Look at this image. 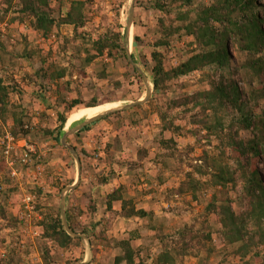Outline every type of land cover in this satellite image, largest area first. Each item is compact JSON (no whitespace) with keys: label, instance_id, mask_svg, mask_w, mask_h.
I'll return each mask as SVG.
<instances>
[{"label":"trees","instance_id":"trees-1","mask_svg":"<svg viewBox=\"0 0 264 264\" xmlns=\"http://www.w3.org/2000/svg\"><path fill=\"white\" fill-rule=\"evenodd\" d=\"M197 1L198 6L195 5ZM204 1L135 2L136 7L158 13L152 20L154 26L152 23L145 25L146 37L135 36L134 43L152 49L148 59L139 55L149 69L153 91L161 98L129 111L110 113L101 120L116 124L118 132L125 131L130 137L128 130L145 121L146 116L140 111L144 107L154 109L160 129L157 152L134 145L136 161L127 165L128 172L133 175L143 163H154L157 169L150 172L146 184L149 189L145 192L153 196L149 207L137 208L135 197L139 192L129 196L127 190L119 186L102 199L103 209L97 206L98 197L90 198L85 213L81 209L82 200L68 194L70 206L66 208V222L74 233L89 237L94 257L98 252L96 245H99L119 251L120 254L111 259L113 264H183L185 257L196 258L197 264H211V256L220 249L221 259L217 264H264V0ZM2 3L0 21L10 12L17 16L9 23L20 25L28 20L33 34H40L47 40L48 49L44 51L38 46L37 50L30 51L26 47L23 54H18L15 49L19 42L9 51L0 41V66L6 65L8 71L13 69L12 76H0V135L7 129L16 140L33 145L38 155L46 151L48 143L59 144L64 126L65 131L68 129V115L73 110L119 101L118 98L112 101L108 96L102 98L103 94L98 91L104 86L110 85L114 91H119L130 87L134 79L141 85L140 75L126 59L120 33V8L114 14L113 27L92 38L91 33L81 32L91 20L87 10L90 0H70L65 13L63 0H1ZM15 4L21 8L12 12ZM62 26H72V36H62ZM21 58L30 60L32 65L38 58L40 67L33 74H22L17 82L13 76L15 60ZM171 61H175V65ZM115 68L122 69L123 84L112 80ZM195 72L202 73L196 84L180 81ZM75 74L87 83L80 89H86L90 96L88 102L75 96L81 95L73 80ZM188 87H193L192 92H183ZM26 88L33 90L28 92ZM177 91L181 96L169 98ZM39 96H43V101L54 98V107L50 106L53 115L47 112L49 106L41 108ZM195 116L198 117L194 120ZM92 124L73 134V141L90 131ZM186 138L194 141L180 151L178 140ZM114 144L113 138L106 148ZM74 148L88 162L86 167L82 166V174L86 171L93 174V187L105 185L109 177L115 176L113 171L108 176L95 174L90 162L93 153L75 145ZM196 149L201 155L194 158L191 155ZM60 150L65 151V148L60 147ZM55 154L63 159L62 153L48 154L47 151L40 161L45 162ZM36 157L33 154L31 161ZM124 161L121 158L117 164L123 167ZM58 167L47 169V182L56 194L73 183L69 180L60 183L55 174ZM180 172L183 177L176 185L172 177ZM9 173L1 149L0 195L6 199L11 195L15 203L17 186ZM168 181L173 184L169 190H154L155 182L161 186ZM32 193L41 217L37 228L43 264L81 262L84 253L81 239L66 233L59 205L51 213H45L48 210L45 204L52 196L44 194L39 187ZM162 196L164 201L172 197L189 198L186 205L202 207L203 228L196 230L186 223L174 238L157 232L152 203ZM100 210L105 218L95 223L89 234L81 223L93 220ZM8 213L6 206L0 205V219L17 228L20 220ZM112 215L141 220L147 230L154 233L151 238L162 246L161 251L154 256L150 252L152 244L142 250L135 247L142 237L137 230L109 238L107 222ZM216 237L220 238L212 246ZM0 264L12 262L9 258Z\"/></svg>","mask_w":264,"mask_h":264},{"label":"rangeland","instance_id":"rangeland-1","mask_svg":"<svg viewBox=\"0 0 264 264\" xmlns=\"http://www.w3.org/2000/svg\"><path fill=\"white\" fill-rule=\"evenodd\" d=\"M70 0H63V13L66 12L67 6L69 5ZM207 2H211L212 0H206ZM204 1V2H206ZM90 5L87 6L88 13L91 15L90 22L86 25L85 28L81 30V32H88L91 33L92 38H96L98 35L104 34L108 31V29L113 27V20L115 18V12L117 8H120V26H121V36L123 38L122 44L124 46V42L127 41V51L130 52L129 54L134 56V60L132 61L135 63L137 70L135 67L132 66V64L128 61L127 53L126 59L127 62L132 66L135 71L140 75L141 77V85H138L137 79H134L133 84L130 87H124L120 89L119 91H114L110 85L104 86V88L98 93H102L103 97L106 98L108 96L111 98L112 101L117 100L119 101L115 102H109L104 103L98 106H104V109L100 111L99 116L110 114L113 112H118L121 107L127 106L130 104H133L139 100H144L145 98L150 99L146 102L148 103L152 99L161 98L158 94H156L153 91V85H152V79L151 75L149 73V69L145 68V64L143 60L141 59L139 54H142L147 59L150 55V52L152 49L142 46V45H136L134 43V37L139 38H145L146 37V31H145V25L151 24L154 26V22H152L153 18H155L158 13L155 10L152 9H142L135 6L136 0H90ZM199 1L195 2V5L198 6ZM14 5V4H13ZM3 3L1 4L0 0V16L3 9ZM131 6L133 7L131 9ZM148 6V5H147ZM21 6H18L15 4V6L12 9V12L14 10H19ZM132 13V23L133 25L129 28L128 20L130 17V14ZM13 13H9L3 21H0V41L4 42V45L6 48H8L9 51L12 50L13 44L15 42H19V45L15 49V52L18 54H23L24 49L27 47L28 50H37L38 46H41L44 48V51L48 49V42L45 41L43 37L40 34H36L35 38L30 37V39L27 38L28 31L31 32L32 29L29 26V21L24 20L22 24L18 25L17 23H9L12 18H15ZM13 28L15 31H13ZM114 29V28H113ZM115 30V29H114ZM60 34L65 37H70L73 34V27L72 26H62L60 29ZM24 36V37H23ZM26 36V37H25ZM127 36V37H126ZM26 38V41H25ZM183 39V38H182ZM181 39V40H182ZM1 52V51H0ZM16 67L18 69V72L14 71L13 76L17 78V82L20 81V76L22 74H30L34 73L38 70L40 67L39 59L36 58L33 65L30 60L21 58L19 61L15 60ZM171 64L175 65V61H171ZM6 65L0 66V76H3L5 78H8L9 76H12L11 73L12 70L8 71L6 69ZM122 69L115 68L113 69V73H116L113 77V81H119L121 84L124 83V78L122 76ZM202 78L201 72H195L187 77L181 78L180 81L184 83H194L196 84L199 79ZM73 80L76 81V87L79 89L78 92L81 91V95L79 96L78 93L75 94L76 97H79L83 100V102H88L90 100V96L86 93V89L84 88L80 89L81 85L85 86L87 85L86 82L82 81L81 78L78 77L77 74L73 76ZM111 83V82H110ZM112 84V83H111ZM137 84V85H136ZM28 85V84H27ZM29 86V85H28ZM139 86V87H138ZM32 85L30 84V88ZM193 87H188L183 92L185 93H191ZM200 88V87H199ZM33 90V89H32ZM30 91L28 92H32ZM151 91V93L148 94V92ZM148 94V95H147ZM181 93L179 91L173 93L169 96V98H177ZM43 96H39V100L42 101L41 108L47 109V106L49 108L47 109L48 114L53 115L54 110L50 106L54 107V98L51 97L50 99H41ZM28 100V99H27ZM138 105V106H145V104ZM109 106V107H108ZM136 106L128 109V110H121L123 111H129L131 109H134ZM86 107H80L75 110H73L67 118V121L70 118H74L75 116V122H77V116L78 113ZM142 116H146L145 121H143L140 126H133L132 129L128 130V133L131 135L130 137L125 131L118 132L117 125L113 124L110 125L104 120H96L93 122V124L90 127V131L86 133H82L79 140L76 142L73 141L72 135H69L66 138V143L74 148V145L77 147H82L88 152L93 153V158L91 159V165L95 168L94 173L98 174L99 176H108L112 171L115 174L114 177H109L108 183L105 185H99L98 187H93L91 181L94 180L93 174L89 171L84 172L82 174V166H87L88 162L85 159H82V156L77 154L78 158H75L70 151L62 146L61 144V137L59 138V147L58 145H55L54 142L48 143L47 147L45 146L46 151L36 154L35 148L33 145H30L29 147H32V153H30V160L27 162L26 165H18L15 166L17 168V172L19 173V176L17 178L11 177L9 173V177L11 180H13V183L16 184V198L17 200L20 199V197L28 193V195L31 196L33 199L32 203V211L28 212L25 210L23 205H21L20 209L19 206L14 210V205L16 203L12 202V196L9 195V198L6 199L2 194L0 195V205H5L8 214L12 215L15 212H19L21 214L27 215L20 220V224L17 226V228L9 226L6 221H2L0 219V239H3L4 242H0V263L3 260H7L10 258L12 264H43V261L41 259V250H39L38 245V239L40 236L39 230L37 229V223L40 220V216L38 215V212L35 207V197L33 190L36 188H43L44 194H49L51 199L49 201L54 203V206H49L48 203H46V207L48 210L45 212L51 213L53 208L56 205L60 204V199L63 193V190L61 193L56 194L53 192L52 188L50 187L49 183L47 182V175L48 168H56L59 166L56 171V176L59 177L60 183H64L66 181H73L72 184L77 183L75 188L70 192L73 196V198L82 200L81 209L86 213L87 212V205L90 201V198H97L98 199V208L103 209L101 206L102 199L111 191L119 186H123L129 196H134L135 192H139V196L135 197V205L137 208H146L149 207L151 203V197L153 195H145L146 188L149 189V187H146V184H148V176L150 172L154 169H157V167L154 165V163H150L149 165H145V163L142 164L143 167L137 168L136 171H133L134 174L128 172V166L130 164L134 163L136 161V152L133 151L134 145L144 147L147 149H151L153 152H157V138L159 136V121L154 116V109L151 107H144L140 111ZM77 114V115H76ZM97 117V116H96ZM198 116H195L194 120ZM65 128V126H64ZM63 128V129H64ZM75 134V133H74ZM1 137V135H0ZM115 139V144L113 147L107 149V144L110 140ZM131 141V142H130ZM193 138H186L184 140H178L179 143V150L181 151L187 144L193 143ZM28 145V144H27ZM60 147L65 148L64 150H60ZM75 150V148H74ZM211 150V148H210ZM51 152H58L62 153V158L57 157V154L53 155V157L49 160L40 161L43 159L44 155L46 157ZM76 151V150H75ZM69 153V154H68ZM77 153V152H76ZM35 154L37 157L36 159H33L31 161V156ZM201 155V151L199 149H196L193 154L191 155L194 158H197ZM123 158L124 166L120 167L117 164V161L119 159ZM79 162H77V160ZM101 159V160H100ZM83 163V164H82ZM20 164V163H17ZM80 165V174L78 179V170ZM141 166V165H140ZM181 172L178 176L175 178L172 177V180L174 181V184H178L180 180L182 179ZM176 182V183H175ZM71 184V185H72ZM159 183L155 182L154 184V190H161L165 192L166 189H170L172 187V181H168L165 185L157 186ZM71 185H67L66 187H69ZM65 187V188H66ZM136 196V195H135ZM157 197V195L155 196ZM163 196L158 199H155V201L152 203V206L154 207V227L156 228L157 232H161L164 235H168L171 238L176 237L177 231L184 225H192L196 230L202 229L203 225V219H202V207L196 206V205H186V201L189 202V198H177L172 197L169 201H164ZM23 199V198H22ZM144 202V203H142ZM22 204V200H21ZM70 206L68 203L66 207ZM65 208V206H64ZM46 210V209H45ZM65 210V209H64ZM33 214L32 216L28 217V215ZM105 218V215L103 214V211L98 212L96 216H94L93 220H87L82 221V226L88 230L89 234L92 232V226L99 222L102 218ZM109 218V222H107V225L109 227L108 230V237L109 238H118V236L125 235L126 232L131 230H137L141 233L142 237L139 240L140 245L139 249L142 250L146 245H151L150 250H152L154 256H156L161 251V245H158L155 240L153 241L151 238L154 233L147 230V227L144 225V223L140 220H137L135 218L132 219H120L116 216L112 215ZM18 219V218H17ZM19 220V219H18ZM84 235V234H81ZM86 238L89 241L90 245V239L87 235ZM220 237L214 238L215 242H212V246H215V243H217V239ZM153 241V243H151ZM98 252L96 253L95 257L92 255V247L90 246L91 251V259L88 262V264H107L108 261H110L114 254L116 253V250H110V249H104L103 247L96 245ZM95 246V247H96ZM210 246V244H209ZM84 246L82 245V248ZM94 247V248H95ZM217 248V247H216ZM218 249V248H217ZM84 250V248H83ZM79 252H82L79 249ZM221 250L218 249L215 251L216 254H213L210 258L211 264H217L219 260L221 259ZM219 254V255H217ZM202 257H204V253L201 254ZM95 258V259H94ZM83 260H88L87 255L84 252L83 256L81 257ZM198 260L193 257H185L183 260V264H197ZM63 264V263H61ZM179 264V262H178ZM181 264V263H180Z\"/></svg>","mask_w":264,"mask_h":264},{"label":"water","instance_id":"water-1","mask_svg":"<svg viewBox=\"0 0 264 264\" xmlns=\"http://www.w3.org/2000/svg\"><path fill=\"white\" fill-rule=\"evenodd\" d=\"M132 8H133V7L131 6V9H132ZM131 20H132V13L130 14V17H129V20H128V25H127L128 28H129L130 26L133 25V23H132ZM126 37H127V36H126ZM127 45H128V44H127V41H125V42H124V48H125V51H126V53H127L128 61H129V62L132 64V66L135 67L136 70H137V67H136L135 63L132 61L131 55L129 54L130 52L127 51ZM137 71H138V70H137ZM138 72H139V71H138ZM139 73H140V72H139ZM151 91H152V90H150V91L148 92V94L151 93ZM148 94H147V95H148ZM150 97H151V96H150ZM150 97H149V98H145L144 100H139V101H137V102H135V103H133V104H130V105H127V106H123V107L120 108L119 111H121V110H128V109H130V108H132V107H134V106L142 105V104L146 103V102L150 99ZM107 115H108V114H105V115L99 116V117H97V118H95V119H93V120L96 121V120L102 119V118L106 117ZM93 120L87 121V122H85L83 125H81V126H79V127H77V128L71 129V130H69V131H66V132H65V130L63 129V133H62L61 136H60V137H61V143H62V146H64L65 148H67V149L70 151V153H71L73 156H75V158H78V157H77V153H76V151L74 150L73 147L69 146V145L66 143V138H67L69 135H72V134L78 132L82 127H84L85 125L91 123ZM76 160H77V162H79L78 159H76ZM79 174H80V165H79V170H78V179H79ZM76 185H77V183L74 184V185H72V186H70V187H68V188H65V189L63 190V197H64L65 194H68L70 191H72V190L75 188ZM64 198H65V197H64ZM63 203H64V199L62 200V205H61V209H60V210H61V212H60V213H61V221H62V224H63V226H64V229H65L66 233H67L69 236H71V237H73V238H80V239L82 240V242L84 243L85 250H86V255H88V256H87V259H88V260H85V261H83V262L80 263V264H88V262H89L90 259H91V251H90L89 241H88V239H87L85 236L78 235V234H76V233H74L73 231L70 230V228H69V226L67 225V222H66L65 210H64Z\"/></svg>","mask_w":264,"mask_h":264},{"label":"built area","instance_id":"built-area-1","mask_svg":"<svg viewBox=\"0 0 264 264\" xmlns=\"http://www.w3.org/2000/svg\"><path fill=\"white\" fill-rule=\"evenodd\" d=\"M1 125V124H0ZM16 140L7 129H4L0 137V150L2 149L3 157L7 166L10 168V175L13 178H17V171L15 166L17 163L26 165L30 160V153H32V147L25 145L23 148L26 150L22 154H18L17 150L20 148ZM22 148V147H21ZM33 199L30 195H25L22 199V205L28 212L32 211Z\"/></svg>","mask_w":264,"mask_h":264},{"label":"crops","instance_id":"crops-1","mask_svg":"<svg viewBox=\"0 0 264 264\" xmlns=\"http://www.w3.org/2000/svg\"><path fill=\"white\" fill-rule=\"evenodd\" d=\"M35 35L36 34H33V32L31 31V32H29L28 31V36H27V38L28 39H30V37H33V38H35ZM24 37V36H23ZM26 37V36H25ZM16 67V66H15ZM7 69V68H6ZM10 70H13V69H10ZM14 71H16V72H18V69L17 68H15L14 69ZM26 89H28L29 91H30V88H26ZM98 106V105H97ZM95 107V106H94ZM78 108H80V107H78ZM88 108H92V107H88ZM77 109V108H76ZM83 110V109H82ZM81 110V111H82ZM77 115V114H76ZM76 117V116H75ZM75 117L74 118H70L68 121H67V126H68V129L66 130V131H69V130H71V129H74V128H77V127H79V125H78V121L77 122H75ZM98 117V116H97ZM97 117H95V118H97ZM95 118H93V119H95ZM92 119V120H93ZM93 122H95V120H93L91 123H89V124H92ZM89 124H87V125H89ZM83 125V124H82ZM87 125H85V126H87ZM66 126V125H65ZM81 126V125H80ZM83 128V127H82ZM81 128V129H82ZM80 129V130H81ZM65 131V132H66ZM19 142H18V144H19V146H20V148L17 150V153L18 154H22L26 149L25 148H23L27 143H26V141L25 140H18ZM61 142V141H60ZM62 144V143H61ZM22 147V148H21ZM8 167V166H7ZM9 168V167H8ZM15 170L17 171V168H15ZM17 176H19V173L17 172ZM74 184H76V183H74ZM74 184H72V185H74ZM71 185V186H72ZM70 187V186H69ZM66 188H68V187H66ZM71 192V191H70ZM69 192V193H70ZM68 193V194H69ZM68 194H65L64 195V197H63V193H62V196H61V199H60V204H59V208L61 209V205H62V200L64 199V203H63V206H65V212H66V205L68 204V201H67V196H68ZM25 195H28V193H25V194H23L21 197H20V199L19 200H17V202H15L16 204L14 205V210H15V208H16V211H17V208H18V206H19V209H20V207H21V200H22V198L25 196ZM47 203H48V205L49 206H54V203L53 202H51V201H47ZM60 212H61V210H60ZM33 214H30V215H28V217H30V216H32ZM12 216L13 217H16V218H18L19 220H22V218L23 217H25V216H27V215H24V214H21V213H19V212H15L14 214H12ZM60 216H61V213H60ZM65 217H66V215H65ZM38 221H39V219H38ZM68 225V224H67ZM38 229V228H37ZM78 235H81V234H78ZM82 236H84V235H82ZM86 237V236H85ZM119 237V236H118ZM81 242H82V240H81ZM140 243L141 242H139V241H137L136 242V244H135V247H137L138 249H139V245H140ZM82 245L84 246V243L82 242ZM84 248V252L86 253V250H85V247H83ZM145 248V247H144ZM150 252H151V254H153V252H152V250H150ZM120 253H119V251H117L116 250V253L114 254V257L115 256H117V255H119ZM83 261H85V260H83ZM83 261H81V262H79L78 264H80V263H82ZM150 262V261H149ZM148 262V263H149ZM107 264H113V262H112V260H110V261H108L107 262Z\"/></svg>","mask_w":264,"mask_h":264},{"label":"bare ground","instance_id":"bare-ground-1","mask_svg":"<svg viewBox=\"0 0 264 264\" xmlns=\"http://www.w3.org/2000/svg\"><path fill=\"white\" fill-rule=\"evenodd\" d=\"M103 109H104V106H95L92 108H88V107L84 108L82 111H80L78 113V116H77L78 125L80 126V125L84 124L85 122L92 120L93 118L98 116L100 114V111H102Z\"/></svg>","mask_w":264,"mask_h":264}]
</instances>
